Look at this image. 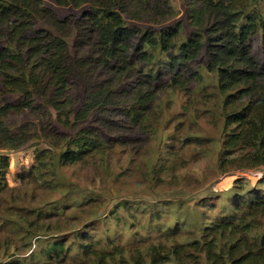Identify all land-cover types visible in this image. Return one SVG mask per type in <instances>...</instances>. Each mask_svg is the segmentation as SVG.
<instances>
[{"label": "trees", "instance_id": "obj_1", "mask_svg": "<svg viewBox=\"0 0 264 264\" xmlns=\"http://www.w3.org/2000/svg\"><path fill=\"white\" fill-rule=\"evenodd\" d=\"M260 1L184 0L185 26L168 24L178 15L171 0H56L83 8L62 19L43 0H0V264H264V174L255 184L236 179L228 205L201 212L196 225H154L146 246L139 233L121 244L116 232L95 230L110 218L130 227L147 204L119 201L102 217V198H71L78 182L65 174L177 183L181 152L206 140L185 134L176 116L195 121L196 98L208 95L205 112L221 122L216 169L264 168ZM155 141L144 169L132 159L115 174L117 150ZM35 143L34 164L11 186L9 153Z\"/></svg>", "mask_w": 264, "mask_h": 264}, {"label": "rangeland", "instance_id": "obj_2", "mask_svg": "<svg viewBox=\"0 0 264 264\" xmlns=\"http://www.w3.org/2000/svg\"><path fill=\"white\" fill-rule=\"evenodd\" d=\"M43 1L61 19L70 15H80L83 11V8L61 6L56 0ZM171 2L178 11V15L168 24L183 21L186 26L187 7L184 0H171ZM260 6L264 10V0L260 1ZM141 26L146 27L145 24ZM196 99L195 106L199 108L196 115H200L199 118H196L195 121L191 119V116L188 119L186 117V120L183 116H176V118L184 121L183 130L185 134L199 135L206 142L203 146L190 145L181 152L182 158L185 159V166L179 171L180 176L178 175L179 181L177 183L172 182L170 184L166 180L167 182L158 185L150 184L142 179L140 173L133 175L130 179L114 183L111 180H94L92 171L79 172L77 170L76 175H73V169L65 170L66 177L69 180L75 181L74 183L78 182L76 183L78 194L70 197L74 199L89 196L101 197L103 202L100 207H96L94 210L98 211L102 217L107 215L119 201L140 205L147 204L149 206V209L138 213V221L130 227L117 225L116 221L111 218L107 222V226H103V221L99 220L95 230L98 236L102 237L105 231L116 232L118 241L121 244H127L134 239L131 236L132 234L139 233L144 238L148 237L147 242L140 244L146 246V243L152 242L151 238L158 237L159 232L153 229L154 225L173 226L176 221L183 219L196 225L200 222L201 212L205 211L213 217L219 213L223 206L228 205V190L231 189L236 179H248L252 184H255L264 174V168L226 174L220 173L216 169L217 151L220 147L221 122L215 116L208 115L205 112L207 105H213L215 97L214 95L206 96L205 104H202L199 97ZM183 101L184 99H181L176 107L170 110L169 114L181 113ZM169 133L171 132L168 131L165 134L168 135ZM157 143L155 141L142 148L127 147L123 151L117 150L116 155L119 158V163L115 166V174L120 169L126 168L132 159L134 160L132 163L136 168L144 169V165L149 162V158L157 155ZM35 149H37V143L20 151L9 153L11 158L9 182L11 186H18L20 184L19 175L34 164ZM68 186L70 184L66 182L64 188L68 189ZM58 196L50 193L46 195L41 192V200L56 199ZM164 204L168 205L166 207L161 206ZM151 210L160 211L161 218L150 220ZM120 213L123 214L124 212L120 210Z\"/></svg>", "mask_w": 264, "mask_h": 264}]
</instances>
